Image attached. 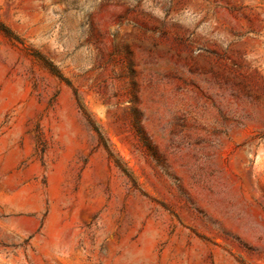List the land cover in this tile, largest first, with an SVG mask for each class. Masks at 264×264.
<instances>
[{"label":"rangeland","instance_id":"1","mask_svg":"<svg viewBox=\"0 0 264 264\" xmlns=\"http://www.w3.org/2000/svg\"><path fill=\"white\" fill-rule=\"evenodd\" d=\"M0 138V264H264V0H0Z\"/></svg>","mask_w":264,"mask_h":264},{"label":"bare ground","instance_id":"2","mask_svg":"<svg viewBox=\"0 0 264 264\" xmlns=\"http://www.w3.org/2000/svg\"><path fill=\"white\" fill-rule=\"evenodd\" d=\"M56 130L59 136L63 139L69 137L71 133V125L68 119L63 116L62 119L58 122L56 125ZM6 147V141L4 138H0V162L4 163V165H9L14 160L15 155H6L4 156L2 152L4 151ZM56 176L52 178V182L55 185L56 183ZM33 198L31 190L27 187H21L17 189L15 192H13L10 195H6L5 199L11 203L14 204H24L27 202H30V200ZM55 213H52L50 215L49 221L47 223V236L43 239V242L47 243L48 245L50 243H53L58 238V227H57V220H56ZM51 245V244H50ZM133 249V247H130ZM129 249V250H131Z\"/></svg>","mask_w":264,"mask_h":264}]
</instances>
